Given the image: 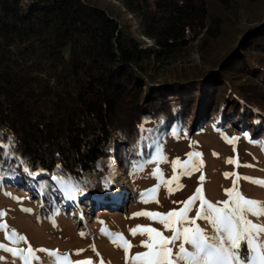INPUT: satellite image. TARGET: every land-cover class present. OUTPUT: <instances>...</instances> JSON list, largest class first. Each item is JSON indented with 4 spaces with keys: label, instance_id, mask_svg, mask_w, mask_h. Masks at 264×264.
I'll list each match as a JSON object with an SVG mask.
<instances>
[{
    "label": "trees",
    "instance_id": "1",
    "mask_svg": "<svg viewBox=\"0 0 264 264\" xmlns=\"http://www.w3.org/2000/svg\"><path fill=\"white\" fill-rule=\"evenodd\" d=\"M238 2L0 0V174L53 205L63 202L60 185L82 201L101 195L114 163L133 173L155 145L206 120L247 127L264 148V110L248 92H233L224 57L207 69L163 71L190 45L216 39ZM260 39L261 48L262 35L247 42ZM174 75L180 82L168 84ZM195 78L218 80L226 98L191 122L192 87L186 97L171 94Z\"/></svg>",
    "mask_w": 264,
    "mask_h": 264
},
{
    "label": "rangeland",
    "instance_id": "2",
    "mask_svg": "<svg viewBox=\"0 0 264 264\" xmlns=\"http://www.w3.org/2000/svg\"><path fill=\"white\" fill-rule=\"evenodd\" d=\"M239 2L237 11L226 17V23L216 39L205 46L200 43L190 45L176 62L170 63L163 71L176 74L207 69L212 62L224 57L226 69L229 68L234 78L233 92L239 93V89L248 92L246 94H250L252 102L264 110V47L260 48L261 39L256 45L247 42V39L258 35L264 37V0ZM144 42L148 43L147 40ZM243 57L254 61L258 67L244 64ZM177 77L170 76L167 83L180 82L172 81ZM205 82H194L171 94H175L177 99L188 94L192 87L193 101L188 99L193 105L191 122L203 109H207L204 107L209 102L216 100L218 104L225 101L226 94L221 91L224 90L222 87H217L218 80ZM197 85L199 88H196ZM207 94L213 95L212 101L210 98L203 99ZM230 109L229 114H234ZM215 110L216 106H209L208 113L213 115ZM247 113L244 112V117H249ZM238 115L241 116V113L238 112ZM226 125H215L211 120H206L193 134L191 129V135H170L154 146L151 158L140 162L139 169L133 173L128 169H119L120 166L114 163L109 185L103 189V193L99 196L91 194V198L85 201L72 187L60 185L63 202L48 205L41 196L33 194L29 185L15 184L0 174V213H3L0 223L7 225L6 230L0 229V244L24 250L31 247L35 257L31 259V264H76L77 261L132 264V256L148 251L142 246V241L148 239L147 233L141 235L143 228L153 227L164 235H171L158 222L163 217L149 219L135 216V213L166 214L179 211L184 206L183 201L194 196L197 188L200 189L201 198L218 207L223 206L219 202L229 199L228 190L233 188V195L238 193L246 199L258 201L259 206L264 207V186L254 182L264 181V148L252 140L251 132L245 129L247 127H236L230 123L229 128L223 129ZM232 137L238 139L229 143ZM190 152L200 155L190 158ZM153 157L156 159L153 160ZM190 159L195 162V168L192 164L186 169L182 168L181 165ZM229 160H235L236 163H227ZM174 161H179L175 169ZM226 173L229 175L225 176ZM199 206L197 199L191 205L193 211L188 213L190 218L195 216V209ZM248 218L254 223L264 224V218L252 217L251 214H248ZM138 225L141 228L136 235H132L131 229ZM184 226H199L207 235L215 234L207 221L197 220L196 225ZM5 231L9 234L15 231L17 237L23 236L25 239L13 244L5 239ZM179 243L177 241L171 245L174 253L178 251ZM125 247L128 248L127 259ZM185 247L188 251H194L190 245ZM41 248L48 251H37ZM49 253H59L60 259ZM0 257L4 258L0 264H23L19 257H13L3 250H0ZM178 264L185 262L178 261Z\"/></svg>",
    "mask_w": 264,
    "mask_h": 264
},
{
    "label": "snow or ice",
    "instance_id": "3",
    "mask_svg": "<svg viewBox=\"0 0 264 264\" xmlns=\"http://www.w3.org/2000/svg\"><path fill=\"white\" fill-rule=\"evenodd\" d=\"M245 133V137H247ZM238 139L232 137L229 143ZM235 151V149H234ZM200 153H188L190 158L198 157ZM156 157H153L155 160ZM179 161L173 162L175 169ZM227 163H236L235 160H229ZM189 164L195 168L193 160L185 161L182 168H187ZM249 166V165H245ZM27 172L28 169L26 168ZM229 175L228 173L225 176ZM234 175V174H233ZM244 179H248L245 177ZM203 180V176L201 177ZM264 186V181H254ZM235 185V181H233ZM155 191V189H151ZM235 188L228 190L229 199L222 202V207L216 204L208 203L200 197V189H196V194L183 201V207L179 211H170L166 214L154 212H138L135 216H144L149 219L163 217L159 219V224L164 229L171 232V235H164L161 231L153 227L143 228L141 235L147 233L148 239L142 241V246L148 251L138 252L131 257L132 264H178L183 261L185 264H264V224L254 223L248 218H264V207L259 206L258 201L246 199L238 193L233 195ZM199 199V208L195 209V216L190 218L188 213L192 212L191 205ZM3 213H0L2 216ZM197 220L207 221L214 230V235L209 236L203 228L199 226L185 227V224L196 225ZM141 226L131 229L132 235H136ZM0 229H7L6 224L0 223ZM5 239L13 244L24 241L23 236L17 237L15 231L9 234L5 231ZM180 241L178 251L173 252L171 245ZM127 242L125 241V244ZM185 245H190L194 251H188ZM0 250L10 253L13 257H19L23 264H31L33 249H18L7 247L0 244ZM37 251L47 252V249ZM83 251V250H80ZM25 252L27 254H25ZM125 259H127L128 248H124ZM79 254V253H77ZM57 256L59 253H49ZM4 260L0 257V262ZM76 264H91V261H77Z\"/></svg>",
    "mask_w": 264,
    "mask_h": 264
}]
</instances>
